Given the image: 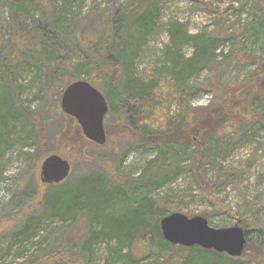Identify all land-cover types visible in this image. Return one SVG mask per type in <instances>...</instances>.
<instances>
[{
	"label": "trees",
	"instance_id": "trees-1",
	"mask_svg": "<svg viewBox=\"0 0 264 264\" xmlns=\"http://www.w3.org/2000/svg\"><path fill=\"white\" fill-rule=\"evenodd\" d=\"M143 1L126 0L112 7L109 15L96 13V18L88 21L79 15L83 0H0V8H5L13 20L8 25L10 38L20 37L29 49L34 43L40 44V50L35 54L15 52V55L11 39L0 52V87L3 88L0 92V167L11 144L21 141L18 144L23 147L20 134L26 131L29 123L37 128L43 157L53 152L46 148L49 143L43 132L42 120L36 124L33 113L19 101L21 93L12 91L11 81L28 76L32 70L34 73L27 87L34 88L37 94L32 95L31 101L42 99L38 93L43 92L44 87L50 90L59 84L56 94L51 96L49 92L47 96L53 100L51 112L60 115L62 125L57 136L71 149L69 153L72 154L64 156L72 166L76 158L81 157L82 160L87 155L89 146L96 147L84 137L75 119L60 113L57 107L63 89L77 80L88 82L106 99V142L114 135L107 124L109 117L114 116L115 125L128 127H122L123 132H137V141L129 142L133 143L132 146L153 143L159 155H169L171 164L176 166L169 174L162 175L159 182L142 181L141 177V181L130 186L114 185L105 175L93 180L83 178L73 184L67 182L70 174L58 185H43L41 197L36 182L37 191L35 189L23 209L26 207L30 212L29 209L43 206V211L38 215L28 213V220L15 235L24 241L33 237L43 224L55 220L76 223L77 218L88 211L95 218L85 224L84 249L90 254L92 246L106 244L108 259L104 264H117L120 259H131L135 263L148 260L149 254L145 250L141 256L129 251L135 243L146 239L160 252L161 256L157 257H162L160 264H237L238 258L225 254L196 246L184 248L168 244L162 238L159 223L149 226V222L153 219L160 221L179 211L170 202L156 203L148 199L145 190L174 181L179 172L177 165L187 157L189 164L183 171L189 173L190 180L203 197H216L215 187L206 183L204 162L217 156L225 159L246 142V134H239V129L247 122L258 121V107L264 102V58L257 57L251 62L253 69L241 84L233 83L223 88L215 82L214 90L211 89L212 101L204 107L194 106L193 101L204 91L203 87L195 84V78L203 65L215 62L217 51L227 38L211 36L204 30L187 36L185 25L174 22L169 28L170 43L163 50L161 62L142 76L139 72L140 57L155 31L157 12L169 0ZM76 2L79 5L75 6ZM255 3L256 15L264 19V0H255ZM35 15H38L37 20ZM29 21L33 24L27 27ZM78 28L81 30L77 36ZM85 30L84 35L82 31ZM96 37V41L90 43ZM187 37L193 47L189 58L182 53L183 41ZM11 55H14L13 60L9 61ZM242 58L247 56L242 55ZM109 91L120 103L117 115L113 106L115 98H109ZM171 106L173 109L170 111ZM155 120L164 126L156 129ZM57 153L64 152L58 149ZM159 169L164 170L162 167ZM70 186L76 187L70 190ZM181 212L186 214L183 210ZM202 216L206 218L204 213ZM235 219L245 231V253L250 248L246 225L252 224L242 222L238 216ZM263 246L262 241L258 247ZM55 257L60 258L61 254H55Z\"/></svg>",
	"mask_w": 264,
	"mask_h": 264
},
{
	"label": "rangeland",
	"instance_id": "rangeland-1",
	"mask_svg": "<svg viewBox=\"0 0 264 264\" xmlns=\"http://www.w3.org/2000/svg\"><path fill=\"white\" fill-rule=\"evenodd\" d=\"M125 2L126 0H119V3H115V0H83L79 15L88 21L93 20L96 13L103 12L109 15L112 7ZM77 5L79 2L75 3V6ZM157 14L155 31L149 37L146 50L140 57L139 72L142 76L161 62L163 50L170 43L169 28L174 22L185 25L187 36L204 30L211 36L227 38L219 47L215 62L203 65L195 78V84L203 87L204 91L193 101L194 106L204 107L212 101L215 82L223 88L233 83L241 84L253 69L254 64L251 62L257 57L264 58V19L256 15L255 0H169ZM37 19L38 15H35V20ZM11 23L13 20L7 15L6 9L0 8V52L11 39L14 43L11 45L14 54L38 52L39 43H34L32 49H29L27 43L22 42L20 37L10 38L8 25ZM26 24L30 27L33 23L29 21ZM80 30V28L76 30L77 36ZM133 31L130 30L131 35ZM86 32L82 31L84 35ZM84 38L88 41L86 37ZM96 39L97 37L90 43H94ZM189 40L187 37L182 45V53L186 58L193 52ZM242 55H246L247 58H242ZM13 56L8 58L9 61L13 60ZM33 73L34 70L30 71L28 76L19 77L16 82L12 80V91L21 93L18 96L19 101L24 108L33 113L37 119L36 124L42 120L43 132L49 143L46 148L49 151L53 150L49 156L57 155L67 160L65 156L72 154L69 153L71 149L57 136L62 125L60 115L51 112L53 100L47 96L49 92L51 96L55 95L59 84L50 90L44 87L43 92L38 93L42 99L31 101L32 95L37 94L34 88L27 87ZM2 89L1 86L0 92ZM108 95L110 99L115 98L112 91H109ZM59 101L60 98L57 107L62 113ZM113 106L115 115L119 114L121 106L116 98ZM172 109L171 106L170 111ZM257 113V122H247L239 129V134H246L243 147L230 153L225 159L217 156L204 162L205 180L210 187H215V198L203 197V193L190 180L189 173L183 171L189 164L187 157L177 165L179 172L174 181L162 185H149L150 187L145 190L148 199L156 203L170 202V205L179 212L182 210L186 212L185 215L188 217L202 216L204 213L213 228H228L235 225L237 222L235 216L244 223H251L252 225H246L250 248L237 259V264H264V246L260 249L258 247L260 242H264V102L258 107ZM114 118L110 116L107 123L109 130L114 131V135L100 147L92 143L96 147H88L86 151L88 153L83 158L86 161L80 160L81 157L76 158L74 165L70 164L71 176L67 182L74 184V181L83 178L93 180L105 175L114 185L130 186L141 181V177L142 181L159 182L162 175L175 170L176 166L171 164L169 155L160 156L153 143L132 146L133 143L129 142L137 141V132L132 130L123 132L122 127L125 129L128 127L115 125ZM155 122L156 129L164 126L159 125L156 120ZM20 136L23 137V147L18 144L21 141L11 144L0 167V264H43L49 260L48 264H71L69 261L74 262L73 264H104L108 259L106 244L92 246L90 254L84 249L87 233L85 224H89L95 218L88 211L84 212V216L78 217L76 223L55 220L40 226L33 237H27L24 241L20 236L16 237V232L29 218L28 213L38 215L43 211V206L39 209L36 207L29 209L30 212H27L26 207L23 209V206L37 191L36 182L41 197L43 184L39 180V166L42 160L48 157H43L36 126L29 123L26 131ZM58 149L64 153L58 154ZM160 167L164 170L159 169ZM73 187L76 186H70L69 189ZM158 223L159 220L153 219L149 226ZM223 224L227 226L220 227ZM147 241L146 239L135 243L129 251L141 256L145 250L149 254L148 260L135 263L131 259H120L117 264H160L162 257L157 258L161 256L160 252ZM55 254H61V257L56 258Z\"/></svg>",
	"mask_w": 264,
	"mask_h": 264
},
{
	"label": "water",
	"instance_id": "water-1",
	"mask_svg": "<svg viewBox=\"0 0 264 264\" xmlns=\"http://www.w3.org/2000/svg\"><path fill=\"white\" fill-rule=\"evenodd\" d=\"M59 107L64 115L77 122L84 137L98 145L106 143L104 119L108 104L103 94L83 80L67 85L60 96ZM71 173L70 163L51 155L39 166V180L43 185H58ZM162 238L172 246L199 247L231 258L243 255L246 238L244 229L235 224L228 228H213L203 216L188 217L173 212L159 221Z\"/></svg>",
	"mask_w": 264,
	"mask_h": 264
}]
</instances>
